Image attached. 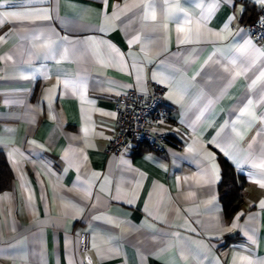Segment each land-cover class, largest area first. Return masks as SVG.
I'll return each instance as SVG.
<instances>
[{
    "label": "crops",
    "instance_id": "0c3cea01",
    "mask_svg": "<svg viewBox=\"0 0 264 264\" xmlns=\"http://www.w3.org/2000/svg\"><path fill=\"white\" fill-rule=\"evenodd\" d=\"M261 6L0 0V264H264ZM154 85L171 144L108 155L117 98ZM220 155L247 180L232 216Z\"/></svg>",
    "mask_w": 264,
    "mask_h": 264
},
{
    "label": "built area",
    "instance_id": "2783aa9c",
    "mask_svg": "<svg viewBox=\"0 0 264 264\" xmlns=\"http://www.w3.org/2000/svg\"><path fill=\"white\" fill-rule=\"evenodd\" d=\"M264 17V5L259 7L256 17L245 24L252 36L264 44V26L258 21ZM165 88L154 85L147 94L137 89H130L120 95L115 107V128L113 136L107 146L108 155L121 156L135 149L147 145L154 151H164L170 144L171 139L159 131L161 125L168 122L169 110L165 107ZM80 248L88 250L87 236H83ZM84 264H91L92 257L86 255Z\"/></svg>",
    "mask_w": 264,
    "mask_h": 264
},
{
    "label": "trees",
    "instance_id": "16d2710c",
    "mask_svg": "<svg viewBox=\"0 0 264 264\" xmlns=\"http://www.w3.org/2000/svg\"><path fill=\"white\" fill-rule=\"evenodd\" d=\"M222 166V181L219 185L220 200L225 216H232L240 210L244 203V190L247 185L246 177L220 155ZM13 172L6 154L0 150V193L11 187Z\"/></svg>",
    "mask_w": 264,
    "mask_h": 264
},
{
    "label": "snow or ice",
    "instance_id": "6c2138e0",
    "mask_svg": "<svg viewBox=\"0 0 264 264\" xmlns=\"http://www.w3.org/2000/svg\"><path fill=\"white\" fill-rule=\"evenodd\" d=\"M4 2L5 3H12L13 0H4ZM257 2L264 5V0H257ZM3 15L5 17H14L15 18V17L26 16V15H30V14L29 13H17V12H5V13H3ZM153 18H155V17H153ZM258 23L261 24L262 26H264V17H261V19L258 21ZM181 31H183V29H181ZM261 38L264 39V36H262ZM261 76H264V72L261 73ZM253 83H255V81ZM251 104H252V101L249 100L248 105H251ZM244 111L245 112L247 111V107H245ZM225 154L228 155L227 152H225ZM260 186L264 187V183H262ZM261 205L264 206V201L261 202ZM232 226L235 227V224H233ZM240 259H243V258H240ZM233 264H236V258L233 259ZM248 264H252V262L249 261Z\"/></svg>",
    "mask_w": 264,
    "mask_h": 264
}]
</instances>
